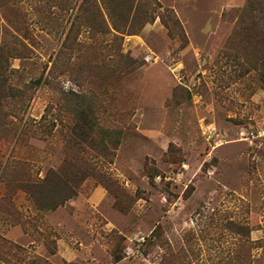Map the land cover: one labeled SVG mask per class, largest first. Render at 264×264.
I'll return each mask as SVG.
<instances>
[{
  "label": "rangeland",
  "instance_id": "obj_1",
  "mask_svg": "<svg viewBox=\"0 0 264 264\" xmlns=\"http://www.w3.org/2000/svg\"><path fill=\"white\" fill-rule=\"evenodd\" d=\"M139 6L116 36L102 0H0V264H264V19Z\"/></svg>",
  "mask_w": 264,
  "mask_h": 264
},
{
  "label": "trees",
  "instance_id": "obj_2",
  "mask_svg": "<svg viewBox=\"0 0 264 264\" xmlns=\"http://www.w3.org/2000/svg\"><path fill=\"white\" fill-rule=\"evenodd\" d=\"M147 1L148 0H102L103 8L105 9L108 18H106L105 14H102V19L100 20V31L102 33H105L107 32L106 30L111 31L112 29L114 30V32L118 33L115 34L116 36H118L120 33L130 31L133 23L142 24L148 22L149 13L147 9H142L139 6L140 2L146 3ZM249 7L252 10H257L259 14H261V18L264 19V0H260L259 3L254 2V0H249ZM139 20H141V22ZM259 27L264 31V21L260 23ZM69 39H71V36L70 34H67L64 42L66 43ZM260 52V78L264 83V50H260ZM46 177H50V175L48 176L47 174ZM65 185L54 186L46 178L44 179L43 184L40 185L46 191H39L38 196L33 190L28 192L34 198L35 202L41 205L40 207L47 206L48 204H50L48 202H53L50 206L55 207L63 204L66 200H68L75 194V190H73V187L67 184V182L65 183ZM64 192H66V194Z\"/></svg>",
  "mask_w": 264,
  "mask_h": 264
}]
</instances>
